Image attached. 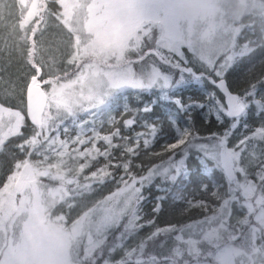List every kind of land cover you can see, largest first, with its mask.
<instances>
[{
    "label": "snow or ice",
    "instance_id": "snow-or-ice-1",
    "mask_svg": "<svg viewBox=\"0 0 264 264\" xmlns=\"http://www.w3.org/2000/svg\"><path fill=\"white\" fill-rule=\"evenodd\" d=\"M221 3L17 0L19 34L0 43V61H23L0 92L17 100L0 101V264H264V20L229 24ZM202 26L219 42L204 47ZM192 83L206 101H185ZM160 101L173 107L153 119ZM194 109L227 127L202 135ZM165 124L174 135H159ZM193 150L223 183L188 168ZM156 180L165 195L145 220ZM106 183L115 191L90 200ZM189 184L205 198L181 195ZM169 195L201 218L159 226Z\"/></svg>",
    "mask_w": 264,
    "mask_h": 264
},
{
    "label": "trees",
    "instance_id": "trees-1",
    "mask_svg": "<svg viewBox=\"0 0 264 264\" xmlns=\"http://www.w3.org/2000/svg\"><path fill=\"white\" fill-rule=\"evenodd\" d=\"M252 19H255L257 25H259L261 23V21L264 20V15H261L260 12H257V14L246 13L240 18V20H243L244 23H248ZM227 82L229 83V85L231 86L233 91H242L246 87L245 77H244L243 73H233V74L229 75ZM208 90H212V89L209 87ZM217 94L219 95V93H217ZM182 95H183V98L185 99V101H187L188 99H196V100H199L202 102L206 101L205 86H204V90H202L201 85H196V84L192 83L190 85H187L183 89ZM150 98H151L150 94H146L144 96L145 100L150 99ZM161 103H168V102H166V101L158 102L157 106L155 107L153 119H160L161 117H164L166 119V112L163 109L164 107ZM202 117H203L202 111H200L199 109L193 110V121L192 122L194 123L195 127L200 130V133L202 135L207 134L209 131L222 132L224 130V128L227 127V122L224 125H220L215 120L214 116L209 118L210 122H208V123H206ZM181 126H183V120H181ZM136 129H138V128H136ZM159 135L162 137L163 136L170 137V136L174 135V132L171 130V128L169 127L168 124H165L164 125V131L161 132ZM163 142H164L163 139L159 140V143L154 145V147L152 148V151H158L159 150V144H162ZM169 142H171V141H169ZM13 143H14V141H13ZM196 156H197V153L193 150L190 153V157L188 159V160L192 161L193 164L189 165L188 168L190 170H199L204 176V179H203L204 183H210V181L208 180L209 175L212 176V178L215 179L217 182L222 183L223 181L219 177L215 176L214 172L208 173V172L204 171L203 166L196 159ZM150 163H159V159L152 158L151 161H149L148 159H144V164L146 167L149 166ZM7 167H8L7 158L3 155H0V181H2L4 176L6 175ZM145 171H146V169H145ZM159 183H160V181L156 180L150 188H147L145 190V192L149 191V193L146 194V196L150 197L142 205V211L145 214V220L153 218L152 208L154 206L155 196L165 195V193H163V192H157L156 191V187H154V185L159 184ZM104 185H106L107 187L103 188V190H98V192H100L103 195L109 194L115 189V185L113 183H106ZM100 186H102V185H100ZM196 187L197 186L195 184H189L187 186V188H185L184 191L180 194L181 195H187L190 197L195 196L196 199L205 198V196L207 194L195 191ZM176 191H177V189H173L174 193ZM184 207H185V205L183 203H180V202L173 203L172 196L169 195L167 201L163 205V211L161 213L157 214L160 219L164 220L163 222H159V223H161V225H166L169 223L184 224L187 222H191L192 220H196V219L201 218L202 213L199 209H193L191 212H182L181 210ZM147 231H148V228H146L142 232V234L144 235Z\"/></svg>",
    "mask_w": 264,
    "mask_h": 264
},
{
    "label": "rangeland",
    "instance_id": "rangeland-1",
    "mask_svg": "<svg viewBox=\"0 0 264 264\" xmlns=\"http://www.w3.org/2000/svg\"><path fill=\"white\" fill-rule=\"evenodd\" d=\"M0 7H2V12H0V16H2V18H0V43H2L4 37H8L9 39H11L13 35L19 34L18 19L20 15V8L17 4V0H0ZM221 7L224 13V16H223L224 20L227 23L231 24L234 21L240 20V18L246 13L257 14V12H259L258 9L264 8V1L263 0H239L238 5H233L232 0H222ZM14 26H16L15 33H13ZM45 35L47 36L48 33H45ZM37 38L39 39V34ZM61 51H63V49H61ZM45 58H47V55L45 56ZM8 59H9L8 57H5L3 61H0V64H3L7 68V72L0 73V75H2L4 80L6 81L5 83L0 84V92H3L4 90L8 89L10 87L11 80H14L17 76H19L21 74V71L23 70L22 69L23 61L15 53L11 57L10 67L7 64ZM193 84H196V83H193ZM196 85H201V84H196ZM201 89L204 90V85H201ZM0 101L4 102L6 106H9V105L15 106L17 104L16 99H12L9 101L7 98H5L2 95H0ZM161 104L163 105L164 107L163 109L165 110L166 114L173 107L172 105L168 103H161ZM133 106H135L134 101H133ZM134 130H141V129L138 128ZM16 142L18 141H14V143ZM234 142L235 141L233 140L232 143ZM192 164H193L192 161L187 160V166L192 165ZM208 168L210 169L208 173L214 172V175L219 177L223 181L221 172L219 170L213 169V165L211 161L208 162ZM106 187H107L106 185L97 186L94 190V193L90 195L89 199L98 200V199H102L104 196L110 195V193L103 195L100 192H98V190H103V188H106ZM145 190H144V194L146 196V194H148L149 191L145 192ZM113 191H115V189ZM221 191H223V189H221ZM163 221H164L163 219L159 218L158 225L165 226L159 223ZM141 222L143 223L144 221H141ZM146 228L148 227H145L141 231L140 235H143L142 232ZM149 231H151L150 228H148V231L145 234H147Z\"/></svg>",
    "mask_w": 264,
    "mask_h": 264
},
{
    "label": "clouds",
    "instance_id": "clouds-1",
    "mask_svg": "<svg viewBox=\"0 0 264 264\" xmlns=\"http://www.w3.org/2000/svg\"><path fill=\"white\" fill-rule=\"evenodd\" d=\"M233 5H238L239 0H232ZM261 15H264V8L258 9ZM219 22V21H218ZM206 31V27L202 26L201 33H202V45L204 47H211L215 43L219 42L222 37L221 32H217L215 34L209 33L208 35H203V32Z\"/></svg>",
    "mask_w": 264,
    "mask_h": 264
}]
</instances>
